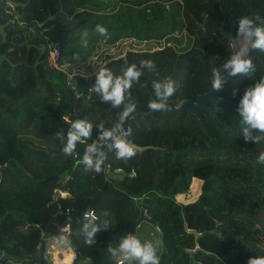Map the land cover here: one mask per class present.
I'll return each mask as SVG.
<instances>
[{
  "label": "trees",
  "instance_id": "trees-1",
  "mask_svg": "<svg viewBox=\"0 0 264 264\" xmlns=\"http://www.w3.org/2000/svg\"><path fill=\"white\" fill-rule=\"evenodd\" d=\"M258 5V23L264 26V0ZM247 8V0H0V168L17 178L0 174V259L7 254L0 264H38L43 233L56 235L66 220L74 249L92 264H117L108 251L111 238L136 232L142 242L156 246L159 264H191V253L196 264H247L257 257L264 235L258 223L264 164L257 157L264 141H244L241 118L230 104L206 103L219 119L204 112L205 130L178 110L210 91L209 56L221 69L232 54L225 34L235 51L248 46L237 35L240 17L254 20ZM79 22L55 63V45ZM97 25L107 35L96 32ZM128 39L165 44L154 51H129L103 66L120 75L131 64L155 63L156 72L145 70L126 97L125 103L137 107L121 130L128 131L130 143L148 149L127 162L105 149L103 171H85L81 160L97 139V125L111 128L123 105L101 103L89 90L95 73L89 82L84 75L70 77L63 67L85 64L101 46ZM250 57L254 78H227L220 98L238 104L244 90L264 78V52L252 51ZM163 79L174 81L176 92L168 101L170 110L152 112L147 107L154 98L152 81ZM76 118L92 122L93 130L89 140L77 144L74 158L62 153L55 133L63 129L66 135ZM193 179L201 182L197 200L177 202ZM141 210L149 221L141 218ZM90 212L111 222L92 246L80 232ZM145 224L152 228L150 235L142 233Z\"/></svg>",
  "mask_w": 264,
  "mask_h": 264
},
{
  "label": "clouds",
  "instance_id": "clouds-1",
  "mask_svg": "<svg viewBox=\"0 0 264 264\" xmlns=\"http://www.w3.org/2000/svg\"><path fill=\"white\" fill-rule=\"evenodd\" d=\"M259 19V17L256 20L249 17L238 19L237 35L248 46L239 51L234 50L221 69L213 67L211 91H221L229 77L244 75L254 78L256 66L247 53L249 50L264 52V26L258 23ZM95 30L102 36L107 35V29L101 25H97ZM82 44L87 47L86 32L82 34ZM145 70L156 72L155 63L151 60H144L140 62L139 67L131 64L120 75H114L112 71L103 66H100L95 72V82L89 90L100 97L101 103H108L113 108H120L123 105V110L119 114L118 121L111 128H105L102 124L97 125V139L88 144L81 160L85 171H94L97 174L103 171V165L107 158L105 149L114 152L116 159L125 162L136 155L135 145L121 135V130L137 107L133 102L125 103L126 97L130 98L134 84L139 83ZM222 73H226V75ZM152 89L154 98L148 102V109L152 112L170 110L168 101L176 92L175 82L171 79L153 80ZM236 93L237 90L234 89L233 96ZM236 112L241 118V134L244 141L255 144L264 141V78L255 79L244 90ZM92 130V122L86 119L71 121L66 135L63 129L58 130L55 135L60 142L62 153L66 156L74 153L79 142L91 138ZM257 163L264 164V152H261L257 157ZM110 227L109 220H101L91 213H85L80 229L84 243L92 246L97 242V233L102 230L107 231ZM108 251L112 256H119L122 264L124 262L126 264H133V262L136 264H159L156 246L150 241L142 242L137 236L130 233L121 238L118 246L109 247ZM247 264H264V257H252L247 261Z\"/></svg>",
  "mask_w": 264,
  "mask_h": 264
},
{
  "label": "rangeland",
  "instance_id": "rangeland-1",
  "mask_svg": "<svg viewBox=\"0 0 264 264\" xmlns=\"http://www.w3.org/2000/svg\"><path fill=\"white\" fill-rule=\"evenodd\" d=\"M255 8H256L255 10H257L258 12H261V8L258 5V0L256 1ZM164 45L165 44L163 42H157V43L153 41L140 42V41L128 39V40L121 41L115 44L114 46H101L100 49L97 50L95 55L87 63L80 64V65L78 64L76 66H68V67L64 66L63 69L69 74L70 77H72L73 75H80L82 73H83L82 75H89V73L91 74L95 73L100 66H104L110 60L119 58L121 56H125V54L129 51H134V52L154 51V50L161 49ZM56 57H57V54L54 51L53 58H56ZM3 175L5 176V178H7L10 181L17 179L14 173L4 172ZM200 188H201L200 181L194 180V179L191 180L189 191L185 194L178 195L176 197V201L181 204H189V203L195 202L199 196ZM258 223H259V226H263L264 228V210L259 215ZM151 230L152 228L150 227V225L145 224V226L143 227L142 233L150 235ZM115 236H120V235H115ZM260 241L262 243L258 245L257 257H264V235L260 236ZM47 243H48L47 256L49 258L48 261L52 262L53 259L56 258V255H53L54 249L55 251L60 252L63 256L66 255L70 259H71V256H73L72 251H69L68 249H66L65 243L56 244L54 241H49V240ZM112 244L113 242L111 241V245ZM51 245H53L54 249L51 248ZM115 258H117V256H115ZM72 259L71 261L68 262V264L72 263ZM56 261L59 262V260L57 259ZM77 264H89V263L86 261L80 260ZM133 264H136V262H133Z\"/></svg>",
  "mask_w": 264,
  "mask_h": 264
},
{
  "label": "water",
  "instance_id": "water-1",
  "mask_svg": "<svg viewBox=\"0 0 264 264\" xmlns=\"http://www.w3.org/2000/svg\"><path fill=\"white\" fill-rule=\"evenodd\" d=\"M247 1H248L247 11H249L252 15H254V20H256L257 17L260 18V14L254 10V4H253V1L254 0H247ZM81 24H82V22H79L75 27L70 28V29H66V31H65V33L63 35L62 40L55 45L54 51L57 54L55 63H57L64 56V54H65V52L63 50V45H64L67 37L74 30L78 29ZM225 37L227 38V41H228V43H229V45H230V47L232 49V53H233V51L235 49L233 47L232 41H231L230 37L227 34H225ZM251 52H252V50H249V52L247 53V55L250 56L251 55ZM209 59H210V71H211V74H212V69H213V67H215V61H214V58L211 57V56H209ZM222 74L226 75V73H222ZM88 80H89V82H91V79H88ZM208 101H210L212 103H226V104H230L231 106H233L235 108H237V105H238L237 103H235L233 101L220 98L219 92L211 91V87H210V91L209 92H206L204 94L199 95L197 97L196 102L185 101V102H183V103H181L179 105L178 110L180 112H187L191 117H193L196 120V122L200 125V127L203 130H205V124H204V122L201 119V115L204 112H208L212 117H214L216 119H219L216 116V114L211 110V108H209L206 105V103ZM145 149H148V148H139V147H136L135 146V151H139L140 152V151H143ZM3 172H4L3 171V168H0L1 179L4 178ZM140 215H141V218L142 219H144L146 221H149L144 216V211L141 210ZM69 226H70V220H66L63 224L57 226V234L56 235L43 233L42 238L40 239V245H39L38 250H37V257H38V260H39V263L38 264H44L46 262V260L44 258L45 242H46V240H48L50 238H57V239L63 238L66 241V249L71 250L73 252V254H74L73 264H76V262L78 260H84V261L88 262L89 264H92L90 260L81 257L79 255L78 251L76 249H74V247H73V245L71 243V239L69 237V234H67V232L64 231L66 228L68 229ZM216 232L217 231L214 230V233H216ZM159 234H160L161 243H162V235H161V232H159ZM133 235L138 236V233L136 232ZM162 251L164 252V249ZM5 256H7V254L6 253H3L0 261ZM191 264H196V262L194 260V257H193V253H191Z\"/></svg>",
  "mask_w": 264,
  "mask_h": 264
},
{
  "label": "crops",
  "instance_id": "crops-1",
  "mask_svg": "<svg viewBox=\"0 0 264 264\" xmlns=\"http://www.w3.org/2000/svg\"><path fill=\"white\" fill-rule=\"evenodd\" d=\"M68 67V66H67ZM86 73V72H85ZM83 74V73H82ZM82 74H80V75H82ZM92 74L91 73H89V75H84V76H86V77H89V76H91ZM65 230H67V228L65 229ZM64 230V231H65ZM121 238L122 237H120V236H114L112 239H111V241L113 242V244L111 245V246H118V244H119V242H120V240H121ZM59 239H63V238H59ZM49 241H54L56 244H61V243H65L66 244V241H56L55 239H48ZM48 240H46V242H45V252H44V258H45V260L46 261H48L49 260V258H48V256H47V246H48ZM64 240V239H63ZM65 247H66V245H65ZM51 248L52 249H54V247H53V245H51ZM69 250V249H68ZM69 251H71V250H69ZM53 254V253H52ZM71 254V253H70ZM72 254H73V252H72ZM53 255H56V258H54L53 259V261L52 262H50V261H48V262H50V263H52V264H68V262L69 261H71V259L74 257V254H73V256H71V259L70 258H68L66 255H62L60 252H57V251H55V249H54V254ZM47 256V257H46ZM111 258H112V261L113 262H117V260L119 261V260H121L120 259V257L119 256H117V258H115V256H112L111 255ZM56 259L57 260H59V262H57L56 261ZM73 260H74V258L72 259V263L71 264H73Z\"/></svg>",
  "mask_w": 264,
  "mask_h": 264
},
{
  "label": "built area",
  "instance_id": "built-area-1",
  "mask_svg": "<svg viewBox=\"0 0 264 264\" xmlns=\"http://www.w3.org/2000/svg\"><path fill=\"white\" fill-rule=\"evenodd\" d=\"M128 131L127 130H123L122 132H121V135L122 136H124V137H127L128 136ZM70 156H73L74 158L76 157V155L74 154V153H72ZM116 172L117 173H120L121 171L120 170H116ZM105 173L106 174H110L111 173V170H110V168L109 167H106V169H105ZM3 186H2V184H1V182H0V192H2L3 191ZM91 214H93V215H95L93 212H90ZM96 216V215H95ZM117 264H122V262H121V260H119V261H117L116 262ZM126 262H124V264H125Z\"/></svg>",
  "mask_w": 264,
  "mask_h": 264
}]
</instances>
